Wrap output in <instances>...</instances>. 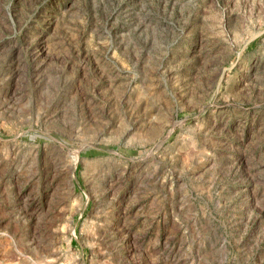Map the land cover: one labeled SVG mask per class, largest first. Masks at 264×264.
Here are the masks:
<instances>
[{
    "label": "rangeland",
    "instance_id": "374dc122",
    "mask_svg": "<svg viewBox=\"0 0 264 264\" xmlns=\"http://www.w3.org/2000/svg\"><path fill=\"white\" fill-rule=\"evenodd\" d=\"M0 264H264V0H0Z\"/></svg>",
    "mask_w": 264,
    "mask_h": 264
}]
</instances>
